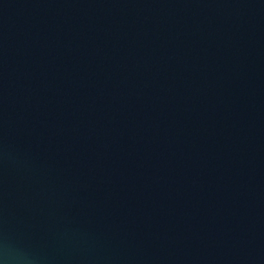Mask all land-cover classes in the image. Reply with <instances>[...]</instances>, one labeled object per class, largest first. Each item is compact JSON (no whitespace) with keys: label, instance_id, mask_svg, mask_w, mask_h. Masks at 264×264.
Segmentation results:
<instances>
[{"label":"water","instance_id":"1","mask_svg":"<svg viewBox=\"0 0 264 264\" xmlns=\"http://www.w3.org/2000/svg\"><path fill=\"white\" fill-rule=\"evenodd\" d=\"M0 264H264V0H0Z\"/></svg>","mask_w":264,"mask_h":264}]
</instances>
